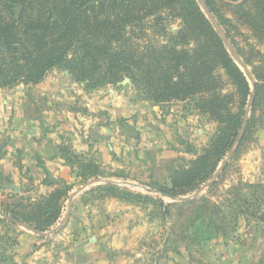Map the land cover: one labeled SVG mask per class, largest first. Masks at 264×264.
<instances>
[{
	"label": "rangeland",
	"instance_id": "374dc122",
	"mask_svg": "<svg viewBox=\"0 0 264 264\" xmlns=\"http://www.w3.org/2000/svg\"><path fill=\"white\" fill-rule=\"evenodd\" d=\"M193 2L228 59L213 93L155 101L58 68L0 87V264H61L80 241L110 264H264V85L247 78L264 83V32L238 3ZM185 4L157 15V44L203 41L180 36Z\"/></svg>",
	"mask_w": 264,
	"mask_h": 264
},
{
	"label": "trees",
	"instance_id": "16d2710c",
	"mask_svg": "<svg viewBox=\"0 0 264 264\" xmlns=\"http://www.w3.org/2000/svg\"><path fill=\"white\" fill-rule=\"evenodd\" d=\"M178 1L0 0V87L35 84L58 68L92 88L127 79L155 101L213 93L212 72L228 59L193 0H185L180 36L201 32L203 41L192 50L155 41L165 32L157 15ZM233 9L240 22L264 32V0ZM214 100L204 106L213 109Z\"/></svg>",
	"mask_w": 264,
	"mask_h": 264
},
{
	"label": "crops",
	"instance_id": "0c3cea01",
	"mask_svg": "<svg viewBox=\"0 0 264 264\" xmlns=\"http://www.w3.org/2000/svg\"><path fill=\"white\" fill-rule=\"evenodd\" d=\"M75 246L70 254L60 256L61 264H110L109 258L98 256V249L90 241L89 244L80 241Z\"/></svg>",
	"mask_w": 264,
	"mask_h": 264
},
{
	"label": "water",
	"instance_id": "95a60500",
	"mask_svg": "<svg viewBox=\"0 0 264 264\" xmlns=\"http://www.w3.org/2000/svg\"><path fill=\"white\" fill-rule=\"evenodd\" d=\"M204 8H205V7H204ZM205 9H206V8H205ZM208 19H209V21L211 22V24H212L214 27H217V23H216L215 19H214L211 15H209V14H208ZM216 31H218V30H216ZM247 78L253 83V85H255L254 79H253V77H252L251 75H247ZM243 133H244V128H243L242 131H241V134H240V138H239V140L242 138ZM226 160L228 161V158H227ZM220 171H221V169L216 173V175H215V177H214V180L217 178V176H218V174H219ZM211 184H212V183H209L208 185L202 186V187L198 190V192H197L196 194H198L200 191H203L206 187L210 186Z\"/></svg>",
	"mask_w": 264,
	"mask_h": 264
}]
</instances>
